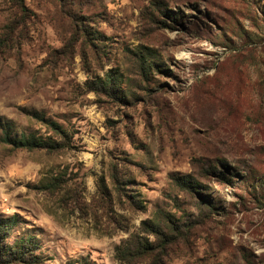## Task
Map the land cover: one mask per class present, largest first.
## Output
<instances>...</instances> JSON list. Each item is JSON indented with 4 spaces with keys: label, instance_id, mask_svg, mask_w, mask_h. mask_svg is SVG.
<instances>
[{
    "label": "rangeland",
    "instance_id": "rangeland-1",
    "mask_svg": "<svg viewBox=\"0 0 264 264\" xmlns=\"http://www.w3.org/2000/svg\"><path fill=\"white\" fill-rule=\"evenodd\" d=\"M19 2L0 0V264H264V0Z\"/></svg>",
    "mask_w": 264,
    "mask_h": 264
},
{
    "label": "trees",
    "instance_id": "trees-1",
    "mask_svg": "<svg viewBox=\"0 0 264 264\" xmlns=\"http://www.w3.org/2000/svg\"><path fill=\"white\" fill-rule=\"evenodd\" d=\"M19 3L21 4V0ZM18 143H20L21 146H23L25 148H32L33 146H35L37 148H49V149L53 148L54 144H55V143H53V144L48 145L47 143H43L41 141L36 143L35 141H31L29 139H23L22 141H20ZM176 180L179 184H183V180L181 182H180L181 179H176ZM154 229H155V231H153V234L163 236V233H162L160 228L154 227ZM161 245H159V247L156 248L153 244H151L147 241H144L142 244L137 243L136 249H138L139 255L141 256V258H149V259L154 258V259H156L157 250L159 253H162L165 242ZM129 250L130 249H124V250L116 249L115 250V258L117 260L123 262L124 264H130V262L134 258L130 254H128Z\"/></svg>",
    "mask_w": 264,
    "mask_h": 264
}]
</instances>
